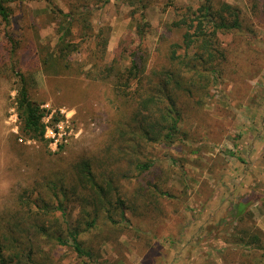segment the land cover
Wrapping results in <instances>:
<instances>
[{"label": "rangeland", "instance_id": "374dc122", "mask_svg": "<svg viewBox=\"0 0 264 264\" xmlns=\"http://www.w3.org/2000/svg\"><path fill=\"white\" fill-rule=\"evenodd\" d=\"M121 1L79 3L90 11L91 26L85 33L80 25L72 26V39L79 44L72 55L76 67H89L97 60L94 52L102 40L97 36L100 27L112 29L103 63L110 62L118 41L133 32V7ZM198 1L173 0L179 5ZM226 1L245 8L250 28L245 25L239 33L222 36L225 46L233 50V68L212 81L203 108L183 122L188 139L151 143L146 153V159L156 160L165 170L163 184L170 195H160L155 208L147 207L143 198L136 204L117 200L114 218L107 219L102 212L96 227L80 233L89 256L52 242L43 264H264L255 246L231 242L233 234L244 227L261 229L264 238V197L248 204L241 221L229 216L243 196L254 192L264 196V19L248 9L246 0ZM72 2L13 0L6 3L9 20L0 15V210L28 186L32 192L46 193L47 179L59 180L73 163L97 153L110 130L104 85L68 73L48 74L33 56L42 46L54 48L61 34V10L67 12ZM166 3L155 0L153 6L135 13L148 27L135 44H141L151 63L158 59L155 47L162 22L175 15ZM8 33L20 43L17 58L32 64L30 90L45 108V144L20 129L15 102L19 81L12 69ZM179 34L173 31L174 37ZM134 174L139 175L138 171ZM136 176L120 183L132 191ZM60 198L66 209L61 218L72 225L79 207L69 204L62 193Z\"/></svg>", "mask_w": 264, "mask_h": 264}, {"label": "trees", "instance_id": "16d2710c", "mask_svg": "<svg viewBox=\"0 0 264 264\" xmlns=\"http://www.w3.org/2000/svg\"><path fill=\"white\" fill-rule=\"evenodd\" d=\"M9 1L13 0H0V15L6 21L10 16L6 5ZM81 1L74 0L67 12L61 10V34L54 48L42 46L33 56L48 74L68 73L71 77L104 85L110 130L97 153L73 163L66 176L59 180L47 179L46 193L32 192L28 186L0 210V264H43L49 257L52 242L70 245L79 255L89 256L91 252L82 247L79 235L86 228L96 227L102 212L103 217L114 218L117 200L136 204L143 198L147 207H159L160 195H170L167 193L170 190L163 184V167L156 160L146 159L149 145L188 139L189 132L183 122H188L189 115L203 108L212 81L221 72L233 68L230 58L233 50L225 46L223 34L239 33L245 25L249 28L245 8L239 4L199 0L196 5H179L167 0L175 15L172 20L162 22L155 47L158 59L151 63L141 44H135L148 32L147 24L135 13L139 8L153 6L155 0H122L120 3L133 7H130L133 32L118 41L110 62L103 63L112 29L100 27L97 36L101 35L102 40L94 52L97 60L89 67L80 68L74 65L72 58L79 50V44L72 39V26L80 25L84 33L91 26V13L82 7L84 4H79ZM246 3L259 19H264V7H261L264 1L246 0ZM176 30L180 34L174 37ZM7 35L12 69L19 81L15 102L20 129L24 135L45 144V108L30 90L34 81L32 64L27 65L24 58H17L20 43L10 33ZM135 171L139 175L136 176ZM135 176L132 191L120 183ZM61 193L69 204L79 207V215L72 225L61 218L66 212ZM263 197L257 192L243 196L229 216L240 217L241 221L248 204ZM58 210H61L60 215L55 214ZM231 242L242 247L255 246L264 260L261 229L244 227L233 234Z\"/></svg>", "mask_w": 264, "mask_h": 264}]
</instances>
